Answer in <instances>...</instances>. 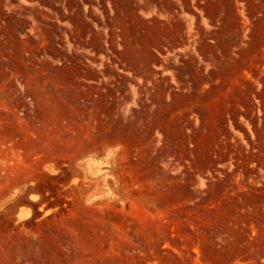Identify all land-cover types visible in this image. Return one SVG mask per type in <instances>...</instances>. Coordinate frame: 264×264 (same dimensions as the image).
Segmentation results:
<instances>
[{"label":"rangeland","instance_id":"1","mask_svg":"<svg viewBox=\"0 0 264 264\" xmlns=\"http://www.w3.org/2000/svg\"><path fill=\"white\" fill-rule=\"evenodd\" d=\"M4 104L18 161L63 117L133 136L77 240L0 222V264H264V0H0Z\"/></svg>","mask_w":264,"mask_h":264},{"label":"crops","instance_id":"2","mask_svg":"<svg viewBox=\"0 0 264 264\" xmlns=\"http://www.w3.org/2000/svg\"><path fill=\"white\" fill-rule=\"evenodd\" d=\"M1 107L9 109L5 104ZM65 120L64 117L58 119V129L33 135L34 147H22L21 142L17 147L12 145L13 153L23 154V161L12 156L10 149H0V222L14 225L16 232L13 242L3 247L15 253L21 252L18 238L42 231L46 226L50 227L48 232L54 238L71 236L77 240L74 234L78 232L77 226L84 223L86 210L101 212L103 164H117L108 155L130 150L128 137L132 141V126L122 120L108 116L101 120L90 115L85 124L73 119L71 131L59 129ZM1 137L0 146L11 140L7 133L0 134ZM36 147L52 155L36 160ZM88 201L93 204L92 208L87 207ZM63 202L71 206L65 212ZM100 255L95 257L100 259Z\"/></svg>","mask_w":264,"mask_h":264}]
</instances>
